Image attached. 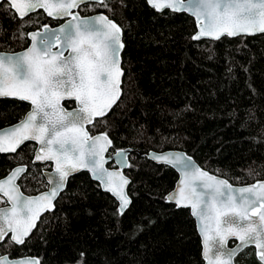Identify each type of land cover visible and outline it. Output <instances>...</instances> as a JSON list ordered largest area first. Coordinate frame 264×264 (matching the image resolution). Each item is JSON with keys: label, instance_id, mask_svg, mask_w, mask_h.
Instances as JSON below:
<instances>
[{"label": "trees", "instance_id": "trees-1", "mask_svg": "<svg viewBox=\"0 0 264 264\" xmlns=\"http://www.w3.org/2000/svg\"><path fill=\"white\" fill-rule=\"evenodd\" d=\"M109 8L124 30L123 103L104 118L107 126L98 119L89 129L108 131L109 153L133 149L125 171L131 204L118 215L116 199L80 172L26 243L6 242L0 254L34 255L41 264H79L81 253L84 264H204L191 210L165 199L178 173L147 152L183 149L235 184L264 180V34L193 40L197 25L187 13H160L146 0H111ZM43 18L22 23L7 4L0 6V48L25 47L27 31ZM28 109L27 102L0 98V115H7L0 128ZM34 151L35 144L26 143L17 153H0V178L26 164L23 191L45 189V165L32 163ZM235 261L259 264L253 246Z\"/></svg>", "mask_w": 264, "mask_h": 264}, {"label": "snow or ice", "instance_id": "snow-or-ice-1", "mask_svg": "<svg viewBox=\"0 0 264 264\" xmlns=\"http://www.w3.org/2000/svg\"><path fill=\"white\" fill-rule=\"evenodd\" d=\"M85 0H0L22 23L38 9L53 18L70 17L58 28L47 25L27 34L30 47L15 54L0 53V98L28 102L30 110L14 127L0 132V153H17L26 142H36L34 162L54 163L50 191L24 196L16 183L27 166L17 167L0 179V194L10 207H0V247L6 242L24 245L41 224L45 212L54 211L53 201L65 188L68 177L86 169L119 200L118 215L131 204L125 188L130 183L121 171L105 165L131 167L126 150H115L108 131L92 135L99 119L119 108L123 101L121 53L123 28L106 14L82 18L78 11ZM109 10L111 0H90ZM163 13H189L198 25L193 40L264 34V0H146ZM56 49L55 51L53 49ZM67 53V55H65ZM67 100L77 106L69 111ZM119 102V103H118ZM114 115V113H113ZM7 119V115H0ZM154 159L181 173L177 190L167 196L177 207L190 208L202 237L206 264H233V258L254 246L259 264H264V181L233 188L227 180L197 167L184 153L154 155ZM2 202V201H0ZM229 239L239 241L229 248ZM81 253L79 264H84ZM0 264H41L40 258L10 259L0 255Z\"/></svg>", "mask_w": 264, "mask_h": 264}, {"label": "water", "instance_id": "water-1", "mask_svg": "<svg viewBox=\"0 0 264 264\" xmlns=\"http://www.w3.org/2000/svg\"><path fill=\"white\" fill-rule=\"evenodd\" d=\"M87 1H90V0H85V2H87ZM39 10V9H38ZM37 11V10H36ZM187 14H189V13H187ZM96 15H98V14H96ZM96 15H92V16H82V15H80L82 18H89V17H93V16H96ZM190 16H192L191 14H189ZM193 17V16H192ZM194 18V17H193ZM114 20V19H113ZM194 20H195V18H194ZM115 21V20H114ZM67 22V21H66ZM65 22V23H66ZM116 22V21H115ZM65 23H63V24H65ZM117 24H119L118 22H116ZM63 24H61V25H59V26H55V27H51V26H49V25H47V26H49V27H51V28H58V27H61ZM120 25V24H119ZM196 25H197V23H196ZM40 30V29H39ZM42 30V29H41ZM36 31H38V30H36ZM33 32V31H32ZM198 32V25H197V31H196V33ZM31 33V32H30ZM195 33V34H196ZM201 39H210V38H201ZM211 40H213V39H211ZM28 47H30V44H29V46ZM27 47V48H28ZM27 48H25V49H23V50H20V51H17V52H1L0 51V53H5V54H15V53H19V52H23V51H25ZM54 51L56 50L55 48L53 49ZM123 52V51H122ZM65 55H67V53H65ZM121 56H122V53H121ZM122 83H123V78H122ZM121 87H122V84H121ZM65 101H67V100H65ZM65 101L63 102V106L65 107V109H67V110H69V111H71V110H73L77 105L75 104V107H73V108H69V107H67L66 105H65ZM31 107V106H30ZM29 110H30V108H29ZM28 110V111H29ZM27 111V112H28ZM24 118V117H23ZM22 118V119H23ZM20 121V120H19ZM18 121V122H19ZM18 122H16V123H14V124H11V125H7V126H4V127H2V128H0V132H3L4 130H6V129H8V128H11V127H14ZM87 128H88V130H89V125L88 126H86ZM90 131V130H89ZM100 133H102V132H100ZM90 134H91V132H90ZM96 134H99V133H96ZM96 134H94V135H96ZM111 138V137H110ZM27 143V142H26ZM33 143H35L36 144V149H35V152H34V155L36 154V152H38V150H39V145L36 143V142H33ZM23 146V145H22ZM21 146V147H22ZM20 149V148H19ZM18 149V150H19ZM110 149H111V147L108 149V152L105 154L106 155V157H108V156H113V159H115V157H114V153L113 154H110L109 152H110ZM17 150V151H18ZM118 150H126L127 151V154H128V164H130V160H129V155L132 153V152H134L133 151V149H131V148H129V147H127V148H121V149H118ZM168 153H172V154H175V153H184V154H186V155H188V156H190V157H192V160L194 161V163H195V165L197 166V167H199V168H201L202 170H205V171H207V172H209L210 174H212V175H215L216 177H218L219 179H223V180H227L228 182H229V184L233 187V188H241V187H246V186H251L252 184H254V183H256L257 181H264V180H257V181H254V182H251V183H248V184H235V183H233V182H231L228 178H226V177H224V176H222V175H219V174H216V173H213V172H211V171H209L208 169H206V168H204L203 166H201L200 164H199V162L195 159V157L194 156H192V155H190V154H188L185 150H183V149H166V150H163V151H156V150H150L149 152H147V157L149 158V159H151L152 161H154V162H156V163H158V164H164V163H162V162H160V161H158V160H156V159H154L153 158V156L154 155H160V154H168ZM2 154H14V153H2ZM112 160H110L109 161V163L111 162ZM33 162H34V158H33ZM48 162H51V161H48ZM34 163H46V162H34ZM52 163V168L51 169H48V170H45L44 171V176H45V178H46V180H47V183H48V188L46 189V190H44V191H42V192H40V193H37V194H29V193H26L25 191H23V189L21 188V186H20V184H19V182H18V180L19 179H17V181H16V183L20 186V191L24 194V196H28V197H35V196H38V195H40L41 193H45V192H48V191H50V189H51V187H52V185L49 183V177L50 176H54V163L53 162H51ZM109 163L107 164V165H105L110 171H121V173H122V175H124V176H126L128 179H129V181H130V183H131V178H130V176L129 175H127L126 174V170L128 169V167H122V166H119V165H116V166H114V167H110L109 166ZM167 165V164H166ZM21 166H26V165H24V164H22V165H17V166H15L12 170H11V172L12 171H14L17 167H21ZM170 166V165H169ZM172 167V166H171ZM173 168V167H172ZM177 173H178V179H177V181H176V184H175V186H174V188L172 189V190H170L166 195H165V199H166V201L168 202V200H167V196L169 195V194H171V193H173V192H175L176 190H177V188H178V186H179V181L181 180V173L176 169V168H173ZM11 172L10 173H8L5 177H2V178H0V179H6L10 174H11ZM80 172H87L89 175H90V177L94 180V181H96V182H98L97 180H95L93 177H92V175H91V173L88 171V170H86V169H82V170H80V171H78V172H76V173H74L73 175H71V176H69L68 177V180H67V183H66V186H65V188L58 194V196L55 198V200L53 201V203H54V205L56 204V201H57V199L60 197V195L62 194V192H64L65 190H66V188H67V185H68V182H69V180H70V178L72 177V176H74V175H76V174H78V173H80ZM22 176V175H21ZM99 183V182H98ZM130 183L126 186V188H125V191H126V193H127V195H128V197H129V199L130 200H132L131 199V196H130V194H129V185H130ZM100 184V183H99ZM101 186V188L104 190V191H106L105 190V188L102 186V185H100ZM106 192H109V191H106ZM115 199H116V201L118 202V206H119V200L111 193V192H109ZM0 195H2V194H0ZM4 197V196H3ZM5 198V200H6V202H7V197H4ZM168 203H171V202H168ZM171 204H174V203H171ZM175 205V204H174ZM0 207H10V204L7 202L5 205H2V206H0ZM129 207V206H128ZM177 207V206H176ZM179 208H181V207H179ZM182 208H184V207H182ZM190 209V208H189ZM46 213V212H45ZM45 213H43V215L45 214ZM42 215V216H43ZM41 216V217H42ZM194 219H195V221H196V226H197V230H198V233H199V235H200V237H201V234H200V232H199V229H198V223H197V220H196V218L194 217ZM39 222V221H38ZM38 222H37V225H38ZM35 230V229H34ZM33 230V231H34ZM231 241H235V243L233 244V245H231L230 244V242ZM201 243H202V237H201ZM239 243V241H237V240H235V239H229V241H228V247L229 248H234V247H236L237 246V244ZM251 246V245H250ZM249 247V246H248ZM245 249V248H244ZM243 249V250H244ZM243 250H241L240 252H242ZM239 252V253H240ZM238 253V254H239ZM237 254V255H238ZM0 255H8L9 256V258L10 259H16V258H39V257H37V256H34V255H23V256H16V257H11L8 253H3V254H0ZM235 258H236V256L233 258V264H236V261H235ZM204 260V259H203ZM204 264H206V261L204 260Z\"/></svg>", "mask_w": 264, "mask_h": 264}, {"label": "flooded vegetation", "instance_id": "flooded-vegetation-1", "mask_svg": "<svg viewBox=\"0 0 264 264\" xmlns=\"http://www.w3.org/2000/svg\"><path fill=\"white\" fill-rule=\"evenodd\" d=\"M74 11H78L79 12V14L80 15H82V16H92V15H96V14H106V15H108L109 16V18L110 19H112L113 20V15H111V13L108 11V10H106V9H104V8H102V7H100V6H98V5H96L94 2H90V1H87V2H84L81 6H80V8L79 9H76V10H74ZM36 14H39V15H43L44 17H45V19L43 18V21H41L39 24H37L36 23V25H34V26H32L28 31H27V33H26V37H27V34L28 33H30V32H32V31H36V30H41L42 29V27L44 26V25H49V26H51V27H55V26H59V25H61V24H63V23H65L68 19H70V17H62V18H53V17H49L45 12H44V10L43 9H39V10H37V11H35V12H33V13H31L30 14V18H32V17H34ZM25 18H28L29 19V17H25ZM115 20V19H114ZM116 21V20H115ZM117 22V21H116ZM121 26V25H120ZM25 37V38H26ZM27 41V42H26ZM25 41V47H21L20 49H1L0 48V51L1 52H17V51H20V50H23V49H25V48H27L28 46H29V44L31 43L30 42V39H28L27 38V40ZM10 99H14V98H10ZM17 100V99H16ZM66 102H70V101H65V105H66ZM28 103V102H27ZM29 104V103H28ZM67 106V105H66ZM68 107V106H67ZM73 107H75V103H74V105L73 106H71V107H69V108H73ZM29 108H30V104H29ZM29 110V109H28ZM27 110V111H28ZM27 111H26V113H27ZM25 113V114H26ZM25 114H24V116H25ZM23 116V117H24ZM22 117V118H23ZM21 118V119H22ZM20 119V120H21ZM18 122V121H17ZM90 126V125H89ZM90 130V129H89ZM91 132V131H90ZM98 133H100V132H98ZM91 134L92 135H94V133H92L91 132ZM96 134V133H95ZM27 143H33V142H27ZM26 144V143H25ZM35 144V143H34ZM35 149H36V144H35ZM35 152V151H34ZM110 154H113V153H110ZM33 158H34V155H33ZM111 162H113V161H111ZM110 162V163H111ZM32 163H34L33 162V159H32ZM35 164H41V165H45V168H44V170H43V175H44V171L45 170H48V169H51L52 168V163L51 162H46V163H35ZM18 165H22V164H18ZM24 165H26V164H24ZM17 166V165H16ZM27 166V165H26ZM110 166V165H109ZM116 166V165H115ZM15 167V166H14ZM13 167V168H14ZM110 167H114V166H110ZM12 168V169H13ZM11 172V171H10ZM9 172V173H10ZM24 174V173H23ZM22 174V175H23ZM6 176V175H5ZM4 176V177H5ZM22 177V176H21ZM20 177V178H21ZM45 177V176H44ZM73 177V176H72ZM20 178H19V180H20ZM46 179V178H45ZM19 180H18V182H19ZM47 181V180H46ZM100 185V184H99ZM21 186V185H20ZM22 188V187H21ZM48 188V183H47V187L45 188V189H43V190H41V191H39L38 193H40V192H42V191H44V190H46ZM63 193V192H62ZM35 194H37V193H35ZM3 199H4V204L3 205H5L7 202H6V200H5V198L2 196V195H0ZM0 206H2V205H0ZM235 243V241H231L230 242V244L231 245H233ZM249 247H251V246H249ZM254 247V246H253ZM254 250H255V254H256V249H255V247H254Z\"/></svg>", "mask_w": 264, "mask_h": 264}, {"label": "bare ground", "instance_id": "bare-ground-1", "mask_svg": "<svg viewBox=\"0 0 264 264\" xmlns=\"http://www.w3.org/2000/svg\"><path fill=\"white\" fill-rule=\"evenodd\" d=\"M130 156V155H129ZM245 184H248V183H245Z\"/></svg>", "mask_w": 264, "mask_h": 264}, {"label": "rangeland", "instance_id": "rangeland-1", "mask_svg": "<svg viewBox=\"0 0 264 264\" xmlns=\"http://www.w3.org/2000/svg\"><path fill=\"white\" fill-rule=\"evenodd\" d=\"M2 201V200H1Z\"/></svg>", "mask_w": 264, "mask_h": 264}]
</instances>
